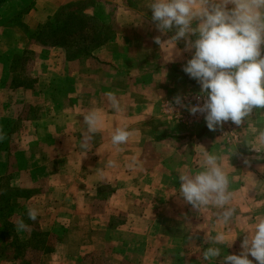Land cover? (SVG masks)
<instances>
[{
	"label": "crops",
	"instance_id": "obj_1",
	"mask_svg": "<svg viewBox=\"0 0 264 264\" xmlns=\"http://www.w3.org/2000/svg\"><path fill=\"white\" fill-rule=\"evenodd\" d=\"M72 3L111 32L88 55L71 57L30 32ZM147 3H0V198L9 193L10 209L19 217L36 209L44 229L56 233L64 226L48 264H82V254L110 245L119 257L113 264H191L196 252L199 264H209L202 251L210 236L237 235L223 251L239 254L247 235L241 230L264 218V152L252 149L264 151L257 142L264 134V109H254L240 125L229 121L235 138H223L220 128L209 131L204 120L193 122L186 108L166 113L165 104L174 107L176 96L186 104L199 85L182 71L192 52L184 51L183 39L171 50L175 29L161 32ZM93 110L102 125L84 155L82 114ZM120 127L129 139L114 146L111 135ZM205 150L221 158L230 176L236 214L227 226L216 219L219 210L199 212L178 192L171 194L178 190V174L196 169ZM117 213L122 222H116ZM129 245L133 251L126 256ZM0 264L21 263L0 254Z\"/></svg>",
	"mask_w": 264,
	"mask_h": 264
},
{
	"label": "clouds",
	"instance_id": "obj_2",
	"mask_svg": "<svg viewBox=\"0 0 264 264\" xmlns=\"http://www.w3.org/2000/svg\"><path fill=\"white\" fill-rule=\"evenodd\" d=\"M146 7L151 9V20L161 32L175 29L169 40L171 50L183 39L184 51L192 52L182 71L198 83L197 100L202 102L186 105L182 97L176 96L175 105L186 108L191 115L201 114L209 131H216L228 121L240 125L254 109H264V0H148ZM108 98L112 109L119 111L115 96L109 94ZM82 116L81 148L85 155L101 129L102 116L94 110ZM128 139L126 127H120L112 133L111 144L120 146ZM257 142L264 145V134ZM178 178V190L171 194L178 192L199 212L208 208L219 210L216 219L229 225L236 208L231 203L229 173L217 154L203 151L199 166L178 174ZM37 215L36 209L27 210L29 220L35 221ZM16 228H26L23 218L17 220ZM241 232L247 235L239 254L223 251L237 235L229 238L224 231H218L209 237L210 246L202 251V259L209 264L218 257L219 264H253V259L256 264H264V218L245 226Z\"/></svg>",
	"mask_w": 264,
	"mask_h": 264
},
{
	"label": "trees",
	"instance_id": "obj_3",
	"mask_svg": "<svg viewBox=\"0 0 264 264\" xmlns=\"http://www.w3.org/2000/svg\"><path fill=\"white\" fill-rule=\"evenodd\" d=\"M3 1L5 0H0V3ZM82 7L73 3L63 6L50 21L30 32L44 45L64 47L71 57L88 55L93 49L104 44L111 32L98 24L95 18L86 16L82 12ZM27 31L29 33L28 29ZM10 197L11 195L6 193L0 198V215H2L0 239L8 241V246L13 249L10 259L18 260L21 264H30L23 258L28 249L46 255L54 250L59 240L56 238L53 241L51 238L54 235L41 230L38 226L30 231L25 240H21L16 232L17 220L15 222L12 220L14 213L10 209ZM26 217L27 211L17 219L26 220ZM113 224V220H110L109 227H113Z\"/></svg>",
	"mask_w": 264,
	"mask_h": 264
},
{
	"label": "rangeland",
	"instance_id": "obj_4",
	"mask_svg": "<svg viewBox=\"0 0 264 264\" xmlns=\"http://www.w3.org/2000/svg\"><path fill=\"white\" fill-rule=\"evenodd\" d=\"M225 145H227V143ZM107 191H109V190H107ZM100 202L104 203V202H106V200L102 197ZM15 217L16 218H13L14 222L17 220V218H19V216L15 215ZM20 217H21V215H20ZM26 218H27L26 220L24 219V222L26 224V228L23 231H18L16 228L17 235L21 240H25L28 237V234H30V231L32 229L38 228V227L43 231L51 232L54 235V237L51 238L53 241L56 238L59 241L61 239H63L64 233H65L64 226H61L58 229V232L55 233V231H50V230H47V229L40 227V225L38 224L37 218L35 221L29 220L28 217H26ZM115 218H116V222H119L121 220V214L117 213V215H115ZM1 222H2V215H0V227H1ZM121 222H122V220H121ZM59 225H60V222H59ZM164 231H165V233H172V231L167 230V229H164ZM7 242L8 241L0 239V254L3 256V258L4 257L9 258L10 256L13 255V249L10 246H8ZM126 248H127L126 249L127 250L126 256H131V252L133 251L132 246L129 245V247H126ZM128 248L131 249V251H129ZM116 254H117L116 249L114 247H111V245H110V247H107V249L104 250L103 252L93 253L91 255H90V252H88L85 254L86 256H84L82 254V257L81 256H79V257H81L80 263H82V264H90V262H96L98 264H113L114 260L119 259V257L116 258V256H118V254L117 255ZM195 254H196V256H194L193 259L189 260V262H191V264H199L200 263L199 257L197 255L199 253L196 252ZM48 255L49 254L40 255L37 251H33L31 249H28V251L25 253L23 258L25 261L29 262L30 264H48V262L50 261Z\"/></svg>",
	"mask_w": 264,
	"mask_h": 264
},
{
	"label": "built area",
	"instance_id": "obj_5",
	"mask_svg": "<svg viewBox=\"0 0 264 264\" xmlns=\"http://www.w3.org/2000/svg\"><path fill=\"white\" fill-rule=\"evenodd\" d=\"M198 91L196 92H193L189 99L187 100L186 102V105L187 104H195V103H198V102H202V101H198L197 100V96H198ZM172 104H174L172 102ZM182 107L178 106V105H175L174 104V107L173 106H170L169 104H165V112L169 114V112L171 113H176V114H179V112L181 111ZM188 112V111H186ZM188 115H189V118H191L193 120V122L195 123H198V122H201L204 120L203 116L201 114H197V115H191L189 112H188ZM218 133L223 137V138H226V136H229V137H232V138H235L236 137V134L234 132V128L232 126V124L228 121L226 123H224L222 125V127H220V130L218 131ZM228 140V138H227Z\"/></svg>",
	"mask_w": 264,
	"mask_h": 264
}]
</instances>
